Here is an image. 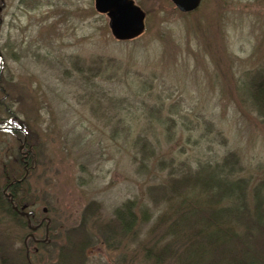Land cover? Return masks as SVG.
Returning a JSON list of instances; mask_svg holds the SVG:
<instances>
[{
    "label": "rangeland",
    "instance_id": "1",
    "mask_svg": "<svg viewBox=\"0 0 264 264\" xmlns=\"http://www.w3.org/2000/svg\"><path fill=\"white\" fill-rule=\"evenodd\" d=\"M133 1L145 29L121 41L94 0H0V122L12 115L27 126L0 131V188L3 173L27 164L19 193L34 215L15 206L27 226L41 224L29 234L36 244L27 241L34 264H61L67 234L81 227L88 245L76 264H182L180 244L165 249L162 231L179 197L149 192L177 164L232 158L249 209L264 207V111L251 97L264 79V0H201L189 13L170 0ZM139 134L151 145L146 167ZM126 202L136 222L123 233L115 211ZM5 221L8 252L20 255L27 230L0 210V231Z\"/></svg>",
    "mask_w": 264,
    "mask_h": 264
},
{
    "label": "trees",
    "instance_id": "2",
    "mask_svg": "<svg viewBox=\"0 0 264 264\" xmlns=\"http://www.w3.org/2000/svg\"><path fill=\"white\" fill-rule=\"evenodd\" d=\"M252 84L251 97H253L254 103L260 107L259 109L264 111V79ZM144 86L143 84L141 87ZM159 109L152 110L159 111ZM23 130H27L26 124L17 120L15 116L8 115L0 122V131L16 136L19 134L18 131L22 132ZM133 147L140 155L141 164L146 167L144 159L149 153L150 143L146 141L145 136L139 134L133 140ZM17 164L16 176L8 177L6 172L2 174L6 183L3 189L0 188V210L8 222L17 224L30 234L34 231L30 229L29 225L27 226V220L22 217L19 211L13 210L12 203H9L4 193L8 187L7 191L12 194L13 203L18 207L24 205L23 209L29 213V207L33 205V202L23 199L19 193L20 181L24 182L26 178L23 168L27 164L22 161ZM237 172L236 161L229 157H225L220 163H199L193 170L187 165L177 164L169 171L163 182L150 188L149 192L161 193L156 198L153 195L155 201L160 200L161 202V200L169 199L167 196H171L173 193L179 197L174 205L177 210L175 214L173 213V218L169 217L171 219H168L162 230L167 233V236H170L169 243H167L169 246L165 245V249H171L173 245L180 244L177 253L174 250L175 247L172 250L173 255L175 251L176 255L174 256L178 262L203 264L198 258H202L205 251L204 246L207 245L211 248L212 258H209L204 264H264V207L262 208L258 203L254 211L249 209L246 203L248 182L246 179L238 177ZM12 181V185L8 186ZM182 189L184 191H181ZM257 190L254 193H258ZM199 196L206 197L208 201L206 207L197 204ZM224 201L226 204L220 205ZM115 213V221L121 232L127 233L129 230L135 229V216L129 202L123 204ZM198 220H203V222L200 226H195ZM226 221L233 222V226L237 228L238 225L242 226L243 229L230 231L223 227L226 225ZM206 222L210 228H206L207 232L204 233L205 229L202 225L204 226ZM82 230L83 227L77 232L71 231L67 234V245L60 248L58 253L61 264H71V262L76 264L74 258H80L88 239L86 233L85 236L83 234L85 231ZM25 236L28 237L27 234ZM26 240L28 241L30 238L28 237ZM26 240L22 242L24 249H20V255L8 252V227L5 221V229L0 231V264H28L24 256L25 248H27ZM192 240L195 241L192 242ZM39 246H45V244H37V251L40 249ZM221 249L224 250V253H221ZM35 253L33 252L32 255L34 256ZM221 254L223 256H220ZM155 257L152 254L150 256V258Z\"/></svg>",
    "mask_w": 264,
    "mask_h": 264
},
{
    "label": "water",
    "instance_id": "3",
    "mask_svg": "<svg viewBox=\"0 0 264 264\" xmlns=\"http://www.w3.org/2000/svg\"><path fill=\"white\" fill-rule=\"evenodd\" d=\"M170 1L179 11L190 12L199 6L201 0ZM94 7L98 12L107 15L110 32L116 40L133 39L145 29V13L133 0H94ZM12 208L18 211L16 206L12 205ZM32 213V211L29 212V214ZM24 215L28 216V213ZM29 227L34 230L38 226L29 225ZM45 230L47 232V228Z\"/></svg>",
    "mask_w": 264,
    "mask_h": 264
},
{
    "label": "bare ground",
    "instance_id": "4",
    "mask_svg": "<svg viewBox=\"0 0 264 264\" xmlns=\"http://www.w3.org/2000/svg\"><path fill=\"white\" fill-rule=\"evenodd\" d=\"M17 182H19L18 180H16ZM22 181V180H21ZM20 181V182H21ZM12 183H13V181L12 182H10L9 184H8V186H10V185H12ZM8 187H6V190H4L5 192V196L8 198V201H9V203H10V201H12V205H14L15 206V204L13 203V197H12V194L10 193V192H8L7 189ZM14 210V209H13ZM33 214V213H32ZM31 252H28L27 251V249L25 248V252H24V256H25V259H26V261H27V263L28 264H33L32 263V261H31Z\"/></svg>",
    "mask_w": 264,
    "mask_h": 264
},
{
    "label": "flooded vegetation",
    "instance_id": "5",
    "mask_svg": "<svg viewBox=\"0 0 264 264\" xmlns=\"http://www.w3.org/2000/svg\"><path fill=\"white\" fill-rule=\"evenodd\" d=\"M38 224H40V223H38ZM39 228H41V225H39V227L36 229V230H38ZM36 230H34V232H33V234L36 232ZM28 236H29V234H28ZM29 238H30V236H29ZM34 238H36L35 236H34ZM36 239H38V238H36ZM34 240H32V239H30V240H28V242H31V243H34V244H36L35 242H33ZM28 242H27V240H26V243H27V246H28ZM34 244L32 245V246H34ZM35 247V246H34ZM29 248V247H28ZM28 251V250H27ZM29 252V251H28Z\"/></svg>",
    "mask_w": 264,
    "mask_h": 264
}]
</instances>
